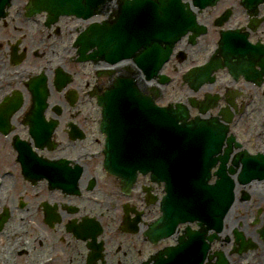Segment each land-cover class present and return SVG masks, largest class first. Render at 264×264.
Segmentation results:
<instances>
[{
  "label": "flooded vegetation",
  "instance_id": "flooded-vegetation-1",
  "mask_svg": "<svg viewBox=\"0 0 264 264\" xmlns=\"http://www.w3.org/2000/svg\"><path fill=\"white\" fill-rule=\"evenodd\" d=\"M36 26L35 22L25 23L18 16H13L11 10L7 18L0 22V105L5 99H1L2 96L9 94V98L0 106V217L7 218L4 230L0 234V260H2V264H40L45 257L51 256L54 258L52 264H88L86 259L88 256L87 242L78 240L73 232L81 231L75 225L79 224L80 219L89 215L85 212L94 214L99 212V205L89 201L86 196H102L101 164L97 160L80 159L78 167H82L83 172L78 181V194L70 195L61 188H56L69 195L67 198L61 191L51 189L50 186L55 185V179L69 177V175L62 174L55 168H45L47 173L43 177L44 179L40 181L30 179L32 176L38 177L39 169L37 161L31 157L38 154H42L41 156L47 159L55 157L59 159L60 156H80L87 147L93 146L99 140L96 136L100 135L97 129L101 122H93V117H96L98 112L95 111L92 114L91 103L79 100L76 107L72 108L70 102L57 94L51 85L49 86L51 94L45 103L46 107L42 110V116L45 123H48L55 118V107L62 108L59 117L60 123L54 133V139L58 142V146L54 152L46 149L39 150L38 142L34 136L39 127L37 119L39 101L32 100L28 84L30 78L38 74L41 66H54L60 62L62 41L56 45L55 38H50L48 33L45 34L49 37L48 40H45V36L41 39L36 34ZM192 55L198 57L199 53L194 52ZM193 58L185 59L182 62L180 59H176L172 70L182 71L189 68L194 61ZM65 69L70 71L67 66ZM32 70L35 71L34 74ZM24 71L30 74L27 80L24 75L15 74V72L23 73ZM165 72L171 73L167 70ZM46 74L52 79L54 71H49ZM85 78L86 68L82 67L75 74L74 81L77 80V83H80ZM176 79V85L172 88L174 90L176 86L179 89L177 76ZM238 82L230 78L227 85L236 88ZM215 88L216 83L205 87L202 95L205 92L219 93L222 96L220 104L226 106L227 89L216 90ZM140 89L143 93H149L150 90L145 87ZM54 93L58 96L57 99ZM161 102L165 104L166 99ZM237 103L240 106L243 104L239 99ZM32 107L33 110H31ZM214 113L216 114L217 111ZM71 122L82 130L80 134L85 136L84 140L73 141L70 138L69 124ZM45 127L42 124L40 129L43 130ZM16 134H19L20 140H28L31 148L22 149L21 144L16 142L18 140ZM64 141L67 142L64 143ZM22 156H25V165L22 163ZM26 169L34 171L35 175L27 174ZM115 183L117 184L116 180ZM89 185L92 186V190L88 189ZM80 189L82 190L81 195L84 196L72 197L79 196ZM252 189H254L253 195H250L248 203L258 207L264 202V186H255ZM55 201L63 207L61 212L57 211L62 222L52 226L45 222L44 203L53 204ZM69 202L77 203L82 207V211L77 208L75 214L69 213V208L66 206L69 205ZM247 215L246 213L239 214L240 218L244 219ZM73 219L76 220L75 225L72 223ZM95 219L102 223L98 217ZM263 224L264 214H259V223L251 225L253 230L243 232L246 238L252 239L255 236L257 240L259 239V243L254 250L235 255L229 264H264V241L261 240L259 234ZM227 230L232 236L231 241L227 243L229 252L238 246L235 245L233 229L229 227ZM101 241H103L102 236L98 239V242Z\"/></svg>",
  "mask_w": 264,
  "mask_h": 264
},
{
  "label": "water",
  "instance_id": "water-1",
  "mask_svg": "<svg viewBox=\"0 0 264 264\" xmlns=\"http://www.w3.org/2000/svg\"><path fill=\"white\" fill-rule=\"evenodd\" d=\"M94 1L96 0H34V3L50 10H72L75 13L89 17L97 13L98 9L108 0H97L100 2H97V4H90ZM121 8L122 13L118 23L106 26L100 30L92 29L90 31L91 33L88 34L90 37L88 45L100 48V52L107 58L128 52L141 44L143 45L141 47L142 50L139 55H137L136 61L141 66H145L150 62L151 66L157 68L171 50L174 42L178 40L185 31L187 32L189 29L193 28L192 23H190L192 21L190 11L185 8L181 0H135L134 2L125 3ZM136 12H140V14H136ZM124 25H130L132 31L129 27H123ZM99 31L102 32L101 35ZM121 31H131L132 35H127ZM138 48L139 47H137V49ZM137 49L131 50V53L135 54L134 52L137 51ZM116 91L117 90L114 92ZM109 95H113V92L111 91ZM129 95L132 97L131 100L142 101L148 104L149 108L151 107L150 99L143 97L136 90H130ZM148 111L150 112L151 110L149 109ZM168 113L170 115L168 114L167 127L168 129L174 128L177 126L179 117L175 116L173 112L168 111ZM206 124L217 127L215 122ZM192 127H194V125ZM127 156L128 155L123 154V158ZM169 157L170 154L168 153V158ZM172 157H176L175 154L173 155L172 153L171 158ZM110 160L111 162L113 161L112 155L110 156ZM170 171L171 170H167V173L170 174ZM157 173L159 174V172ZM226 177L225 175V180L227 179ZM157 178L160 179L162 177L158 175ZM224 185H226V195L222 199L215 198L214 210L210 211L211 217L213 214L216 215L220 212L227 205L231 197V184L225 181ZM217 191L216 189V193ZM221 218L222 217H219L215 222L220 224ZM183 219L182 221H184ZM172 223H176L175 218L172 220ZM203 235L204 230L199 232L196 238L201 241Z\"/></svg>",
  "mask_w": 264,
  "mask_h": 264
},
{
  "label": "rangeland",
  "instance_id": "rangeland-1",
  "mask_svg": "<svg viewBox=\"0 0 264 264\" xmlns=\"http://www.w3.org/2000/svg\"><path fill=\"white\" fill-rule=\"evenodd\" d=\"M103 208H106V209H109L110 208V205L108 204V203H106L104 206H103ZM148 250H152L153 248L152 247H149V246H147L146 247Z\"/></svg>",
  "mask_w": 264,
  "mask_h": 264
},
{
  "label": "bare ground",
  "instance_id": "bare-ground-1",
  "mask_svg": "<svg viewBox=\"0 0 264 264\" xmlns=\"http://www.w3.org/2000/svg\"><path fill=\"white\" fill-rule=\"evenodd\" d=\"M58 53H59V52H58ZM122 262H124V260H123Z\"/></svg>",
  "mask_w": 264,
  "mask_h": 264
}]
</instances>
